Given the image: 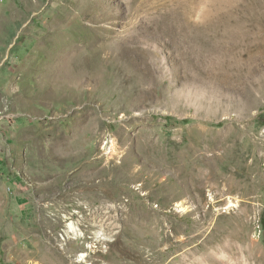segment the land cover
I'll use <instances>...</instances> for the list:
<instances>
[{
  "label": "rangeland",
  "instance_id": "1",
  "mask_svg": "<svg viewBox=\"0 0 264 264\" xmlns=\"http://www.w3.org/2000/svg\"><path fill=\"white\" fill-rule=\"evenodd\" d=\"M207 238L264 264V0H0V264Z\"/></svg>",
  "mask_w": 264,
  "mask_h": 264
},
{
  "label": "bare ground",
  "instance_id": "2",
  "mask_svg": "<svg viewBox=\"0 0 264 264\" xmlns=\"http://www.w3.org/2000/svg\"><path fill=\"white\" fill-rule=\"evenodd\" d=\"M228 202H229V206L226 208L227 209L226 211H228V210L230 211L232 208L234 209L236 207H239L240 201H238L237 199H234V200L230 199V201H228ZM69 229L75 235H77V236L79 235L78 230L72 224L69 225ZM212 234H213V232H212ZM95 235H96V238H100V234L99 233H95ZM209 238H207L202 243L201 247L197 246L195 249H192V250H190V251H188V252H186L184 254L179 255L177 257L178 261L176 262V264H212L216 260L212 255L206 254V255H203L201 257H198L197 254H196L198 251H201V250L205 249ZM191 242L192 241L188 240V239L183 240L180 243V245L178 246V249H180V250L183 249L184 247L189 245ZM195 256H196V258H195ZM84 258H85L84 256H81V260L80 261H83Z\"/></svg>",
  "mask_w": 264,
  "mask_h": 264
}]
</instances>
